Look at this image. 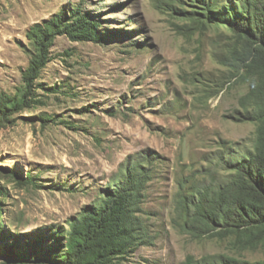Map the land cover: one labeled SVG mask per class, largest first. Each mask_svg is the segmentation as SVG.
Instances as JSON below:
<instances>
[{
  "label": "rangeland",
  "instance_id": "1",
  "mask_svg": "<svg viewBox=\"0 0 264 264\" xmlns=\"http://www.w3.org/2000/svg\"><path fill=\"white\" fill-rule=\"evenodd\" d=\"M193 2L0 0V98L23 88L35 23L81 6L101 19L102 35H58L28 96L35 101L0 117V264H35L5 252L69 231L140 163L150 175L137 212L148 240L123 264L240 255L233 235L201 232L194 203L223 184L227 160L254 148L256 76L243 68L246 41L195 15Z\"/></svg>",
  "mask_w": 264,
  "mask_h": 264
},
{
  "label": "trees",
  "instance_id": "2",
  "mask_svg": "<svg viewBox=\"0 0 264 264\" xmlns=\"http://www.w3.org/2000/svg\"><path fill=\"white\" fill-rule=\"evenodd\" d=\"M195 2L200 4L193 10L195 15L206 14L210 22L225 24L246 41L243 68L256 76L249 92L255 107L247 111V118L257 124L254 148L235 160H227L229 173L219 191L205 188L194 203L201 232L219 230L220 235H233L240 255L213 257L204 264H264V0ZM100 27L101 19L81 6L64 9L32 25L27 37L33 42L35 53L22 72L23 88L18 96L0 98V117L6 118L35 101L28 96L34 95L35 81L52 60L49 48L58 35L65 34L74 41L98 42L102 38ZM51 89L55 91L56 87ZM149 176L141 163L136 165L115 190L108 192L102 204L84 211L69 231L26 244L16 239L14 245L20 244L16 247L22 249L9 246L6 256L35 264H123L148 240L137 212ZM32 180L31 176L24 179ZM249 251L261 252V259L251 261L242 255ZM25 252H29L28 257L23 255Z\"/></svg>",
  "mask_w": 264,
  "mask_h": 264
}]
</instances>
